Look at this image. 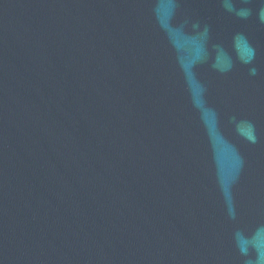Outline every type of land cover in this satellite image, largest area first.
Returning <instances> with one entry per match:
<instances>
[{
    "label": "water",
    "instance_id": "obj_1",
    "mask_svg": "<svg viewBox=\"0 0 264 264\" xmlns=\"http://www.w3.org/2000/svg\"><path fill=\"white\" fill-rule=\"evenodd\" d=\"M0 264H264V0H0Z\"/></svg>",
    "mask_w": 264,
    "mask_h": 264
}]
</instances>
